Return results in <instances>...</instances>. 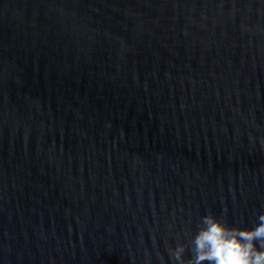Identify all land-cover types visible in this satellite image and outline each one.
Masks as SVG:
<instances>
[{
	"label": "water",
	"instance_id": "95a60500",
	"mask_svg": "<svg viewBox=\"0 0 264 264\" xmlns=\"http://www.w3.org/2000/svg\"><path fill=\"white\" fill-rule=\"evenodd\" d=\"M208 214H264V0H0V264H187Z\"/></svg>",
	"mask_w": 264,
	"mask_h": 264
},
{
	"label": "clouds",
	"instance_id": "9594fccd",
	"mask_svg": "<svg viewBox=\"0 0 264 264\" xmlns=\"http://www.w3.org/2000/svg\"><path fill=\"white\" fill-rule=\"evenodd\" d=\"M259 224L251 230L228 227L221 219L211 214L202 218V227L193 244L194 256L187 264H264V214L259 216ZM255 242L260 244L256 247ZM183 245L173 250L179 264H185Z\"/></svg>",
	"mask_w": 264,
	"mask_h": 264
}]
</instances>
